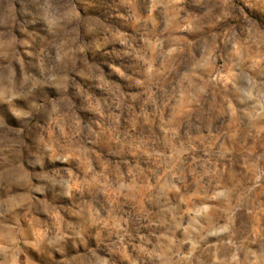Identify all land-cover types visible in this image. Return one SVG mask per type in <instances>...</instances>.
Returning <instances> with one entry per match:
<instances>
[{
	"label": "rangeland",
	"instance_id": "obj_1",
	"mask_svg": "<svg viewBox=\"0 0 264 264\" xmlns=\"http://www.w3.org/2000/svg\"><path fill=\"white\" fill-rule=\"evenodd\" d=\"M95 3L85 25L99 27V51L79 20L21 31L14 0L0 2V79L34 77L38 109L21 130L0 104V171L17 151L23 164L0 187L19 205L0 232L23 233L22 264H214L233 252L249 264V249L264 251V0ZM51 70L59 91L39 95ZM47 146L79 158L70 199L32 191L29 148ZM53 230L59 245L37 241Z\"/></svg>",
	"mask_w": 264,
	"mask_h": 264
},
{
	"label": "clouds",
	"instance_id": "obj_2",
	"mask_svg": "<svg viewBox=\"0 0 264 264\" xmlns=\"http://www.w3.org/2000/svg\"><path fill=\"white\" fill-rule=\"evenodd\" d=\"M2 2V0H0ZM155 3V0H153ZM96 7L95 0H14V7H10L9 11L13 15H19L21 22L19 29L23 31L26 27L39 25L44 31H56L58 29L66 30L74 22L80 21L81 26L84 29L85 35L93 36L94 40L90 44L89 50L99 51L103 47V42L99 38V27L94 25L87 27L85 21L91 16L92 10ZM26 43V42H24ZM59 59V57H58ZM37 74L40 73V69H37ZM58 76L55 74V70H51L46 76V82L42 88L36 89L39 95H47L46 89L51 87L59 91L56 84ZM34 77L29 75H23L19 81L15 79V73L9 78L7 85L5 86L2 79H0V104L9 106L12 117L17 120L21 126L27 127L31 124L33 112L37 111L36 102L32 99L33 88L29 87L32 84ZM17 101H22L26 107H21L17 104ZM51 110L53 113L60 112L59 105H52ZM6 127V124L0 122V128ZM48 153H52L49 155ZM21 153H13L14 168H6L4 171H0V187L6 191L11 190V184L13 183V176L23 169L21 161ZM79 158L74 156L71 152H56L51 146L46 147V152L34 153L29 148L27 163L29 169H31V175L29 179L32 181L34 192L36 197L47 195L49 192L53 193L54 196L59 200L70 199L72 192L67 189L75 187V176L72 174L71 169L76 166ZM0 161L7 163V159L0 156ZM62 170L63 175L58 179L57 183L49 182L48 178L41 173H52L53 170ZM71 181L65 186L60 181ZM259 179V177H257ZM121 187L125 185L121 184ZM217 197H223L224 192L216 194ZM216 198V197H214ZM19 207L18 204H11L7 199H0V219L6 217L10 212L15 211V208ZM204 211H207L205 205ZM201 213H196L200 215ZM194 223L199 224V220L194 217ZM190 227H192L190 225ZM228 228L222 227L217 231L213 232L212 235H219L227 232ZM23 233L16 230V234L9 237L4 232H0V264H22L20 259L21 250L19 248V239L17 236H22ZM166 238V237H165ZM65 239V234L52 231L43 232L37 234V241L40 244H47L49 246L59 245ZM27 242V241H26ZM230 245L233 244L232 240H229ZM195 247V245H194ZM95 256L96 254L93 253ZM159 258L160 253H154ZM251 257L249 264H264V251L260 254L249 249L245 257L246 260ZM101 264H109L107 259H102ZM214 264H240L239 256L236 252H233L230 257L225 259L217 258Z\"/></svg>",
	"mask_w": 264,
	"mask_h": 264
}]
</instances>
